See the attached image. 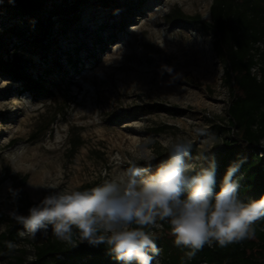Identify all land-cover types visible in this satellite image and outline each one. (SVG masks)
Segmentation results:
<instances>
[{"label":"rangeland","instance_id":"374dc122","mask_svg":"<svg viewBox=\"0 0 264 264\" xmlns=\"http://www.w3.org/2000/svg\"><path fill=\"white\" fill-rule=\"evenodd\" d=\"M119 2L113 10L86 7L67 31L54 18L43 50L32 41L34 22L0 14L5 41L0 55L8 58L18 47L27 72L44 87L29 90L24 81L0 72V179L6 166L28 174L25 191L31 201L52 190L111 179L128 167L136 145L146 138L156 155L153 171L166 153L161 141L169 137L192 141L191 162L198 167L212 157L219 164L230 134V92L215 37L197 24L171 21L178 9L210 21L214 0ZM13 25H22L30 38L9 33ZM198 128L208 136H198ZM76 132L82 143L74 151L70 143ZM208 137L212 142L203 144ZM201 153L207 159H195ZM9 185L10 179L0 180V209L7 214L18 206L26 214L20 201L8 198ZM6 228L1 224L0 233ZM161 230L160 222L151 232ZM47 237L25 236L15 245L30 263L36 245ZM153 264H166L163 255Z\"/></svg>","mask_w":264,"mask_h":264},{"label":"clouds","instance_id":"9594fccd","mask_svg":"<svg viewBox=\"0 0 264 264\" xmlns=\"http://www.w3.org/2000/svg\"><path fill=\"white\" fill-rule=\"evenodd\" d=\"M195 132L208 136L203 129ZM151 143L150 138L138 143L128 167L97 186L48 192L26 214L13 207L7 214L22 225L18 234L35 240L38 234L47 237L51 229L57 240L73 247L76 240L90 247L104 245L117 264H153L161 249L151 229L160 227V222L169 225L174 246L187 250L186 260L205 246L223 248L255 238L254 226L264 220V194L248 201L240 198L236 177L246 157L229 164L216 191L215 158L208 159L206 166L191 162L188 137L162 140L167 158L154 171L151 163L156 155ZM195 159L207 157L201 153ZM7 191L15 203L22 190L9 185ZM5 244L9 250L16 247L11 241Z\"/></svg>","mask_w":264,"mask_h":264},{"label":"trees","instance_id":"16d2710c","mask_svg":"<svg viewBox=\"0 0 264 264\" xmlns=\"http://www.w3.org/2000/svg\"><path fill=\"white\" fill-rule=\"evenodd\" d=\"M94 4L110 10L120 6L119 0H0V14L17 15L25 17L27 22H34L36 28L33 29L32 41L43 50L48 46L44 42L51 33L54 18L60 19L64 23V31H67L78 21L82 10ZM172 20L197 24L211 31L215 37V53L224 65V81L230 92L227 109L230 134L217 166L216 191H219L229 164L239 157H246L236 177L241 184L239 195L245 201L259 199L264 194V0H214L210 21L180 9L172 13ZM9 33L23 40L30 38L22 25L11 26ZM4 45L5 41L1 42L0 49ZM17 48L8 58L0 55V72L24 81L29 90L43 89L42 83L27 72ZM256 67L259 73L254 71ZM81 143L79 132L71 136L72 150H77ZM162 158L166 159L167 153ZM8 179L12 181V188L22 190L18 201L27 213L34 202L27 198L25 191L28 174L15 173L6 166L0 180ZM92 187L85 184L77 189ZM8 198H11L9 193ZM3 223L7 228L0 233V259L6 260L7 264H117L107 254L104 245L90 247L76 240L77 246L73 247L52 234L36 245V259L28 263L25 250L16 247L9 250L5 244V241L16 244L21 239L18 233L23 231L22 225L0 209V225ZM161 223L163 230L152 234L166 264H264V220L254 226V239L223 248L216 244L205 246L192 260L185 259L184 251L187 250L174 246L169 225Z\"/></svg>","mask_w":264,"mask_h":264}]
</instances>
